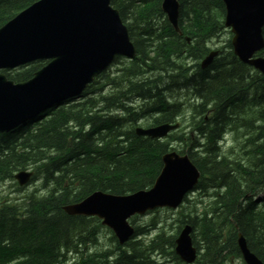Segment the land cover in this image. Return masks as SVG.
<instances>
[{
    "label": "trees",
    "instance_id": "16d2710c",
    "mask_svg": "<svg viewBox=\"0 0 264 264\" xmlns=\"http://www.w3.org/2000/svg\"><path fill=\"white\" fill-rule=\"evenodd\" d=\"M35 1L0 0V27ZM110 1L128 30L136 58L113 79L102 74L103 83L86 89L82 101L60 104L13 132L0 134V183L31 167L44 190L42 196L26 195L20 202L0 197V264L100 262V257L87 253L94 233L86 224L94 219L67 216L61 208L95 191L125 195L150 188L161 168L160 158L170 148L167 142L137 137L133 129L146 115H158L149 125L172 122L183 103H170L167 94L185 87L198 103L190 109V129L167 139L186 147L182 154L201 172L195 190L209 192L206 207H193L197 208L193 219L179 220L197 231L195 264L223 260L221 242L228 224H234V252L238 253V231L264 263V196L262 210L258 201L246 199L258 189L264 194V77L237 60L229 41L223 53L200 68L209 41L224 29L222 1L178 0L182 36L167 24L161 0ZM188 59L195 63L190 68L193 76L185 68ZM42 65L35 62L5 75L15 83L25 82ZM105 84L112 88L106 95ZM132 96L145 105L132 107L128 102ZM228 132L243 139L242 155L232 157L219 148ZM149 226L155 235L146 242L135 240L145 233L137 228L133 241L108 255L113 257L111 264H164L161 256L166 255L172 260L165 264H182L173 250L165 252L173 249L174 236L166 237L160 223ZM67 254L74 257L67 261Z\"/></svg>",
    "mask_w": 264,
    "mask_h": 264
},
{
    "label": "water",
    "instance_id": "95a60500",
    "mask_svg": "<svg viewBox=\"0 0 264 264\" xmlns=\"http://www.w3.org/2000/svg\"><path fill=\"white\" fill-rule=\"evenodd\" d=\"M222 1L227 11L224 24L233 33L234 55L264 74V59L253 58L264 46V0ZM163 9L169 22L175 25L176 1L163 0ZM133 52L126 28L109 0L34 2L0 28V70L14 69L38 60L46 61V64L23 83L15 84L0 74V132L12 130L49 106L79 95L93 77L113 62L115 56H131ZM211 57L203 62L204 66ZM170 128V125H162L142 134L157 138L164 136ZM173 157L175 155L164 159L162 173L149 193H136L123 200L97 193L80 205L65 208V211L103 217L123 241L130 233L125 224L127 217L156 206H176L194 183V168ZM27 177L16 178L22 184ZM123 209L124 213H121ZM189 231H182L176 240L177 254L187 263L194 258ZM242 251L247 264H261L246 246Z\"/></svg>",
    "mask_w": 264,
    "mask_h": 264
},
{
    "label": "bare ground",
    "instance_id": "6f19581e",
    "mask_svg": "<svg viewBox=\"0 0 264 264\" xmlns=\"http://www.w3.org/2000/svg\"><path fill=\"white\" fill-rule=\"evenodd\" d=\"M176 1V3H177V22L175 23V25H173V24H171L170 22H169V20H168V18H167V15L164 13V9H163V0H161L160 1V11L164 14V16H165V18H166V22H167V24L171 27V29L174 31V33H176L178 36H182V34H181V30L179 29V26H178V17H179V1L178 0H175ZM222 4H223V6H225V4H224V2L222 1ZM114 8V7H113ZM114 10H116L117 11V13L119 14V11L116 9V8H114ZM226 14H227V11H226V8L224 7V18H223V22H224V20H225V17H226ZM263 26H264V24H263ZM1 28V27H0ZM125 28V27H124ZM126 31H128L127 30V28H126ZM231 34V33H230ZM262 37H263V27H262ZM185 39V38H184ZM231 39V38H230ZM263 40H264V37H263ZM229 42H230V44H231V41L230 40H228ZM186 43L189 45V42H188V40L186 41ZM130 44L132 45V47H133V50H134V52H133V55H131V56H128V55H126V54H119V55H117V57L115 58V60L113 61V63L111 64V66L110 67H108L107 69H105L103 72H102V74L103 75H108L107 73H110L111 72V69L114 67V66H116V65H119V63H120V61H122V60H124L125 62L124 63H127V62H130V61H132V60H134L135 58H136V50H135V47H134V45H133V43H132V41H131V39H130ZM264 49V46H263V48L262 49H260L259 51H257L256 53H255V59H258V58H260V59H264V56L263 55H260V53H261V51ZM231 52H232V54L234 55V53H233V48H232V44H231ZM219 54H220V51H218V50H212L211 48H209V50H207L206 51V54L204 55V57L200 60V68L202 69V70H204L203 68H206L207 66H209L211 63H212V61H213V59L214 58H216V57H218L219 56ZM210 55H212V57H211V59H210V61L207 63V65H205L204 66V64H203V62L210 56ZM235 56V55H234ZM236 57V56H235ZM238 60V59H237ZM187 61V60H186ZM239 61V60H238ZM240 62V61H239ZM241 63V62H240ZM243 64V63H242ZM246 66V65H245ZM249 69H251L252 71H254V72H257L259 75H261L262 77H264V74L260 71V70H258L257 68H255L254 66H251V65H248L247 66ZM185 68L187 69V70H189V74L191 75V76H193L192 74V71L190 70V66H188V64H186V66H185ZM101 74V76L99 77V78H97L96 80H94L93 82H91V83H89L88 85H87V89L90 87V86H92L93 84H96V85H99L100 84V80H102L104 77H102L103 75ZM101 78V79H100ZM109 89V90H108ZM111 87H109L107 84H105L104 85V88H103V92H104V95H106V94H108V93H110L111 92ZM185 89V88H184ZM189 92H191V90H189ZM194 97V96H193ZM83 98H84V95H77V96H74V97H70V98H66V99H64V100H62V101H60V102H57V103H55V104H53V105H51V106H49L47 109H45L44 111H42V112H40L38 115H36V116H34L33 118H30V119H28V120H26L25 122H23L22 124H20L17 128H14V129H12V130H8L7 132H0V134H6V133H10V132H13L14 130H16V129H18L19 127H22L23 125H25L27 122H29V121H32V120H34L37 116H39V115H41V114H43L45 111H48V110H51L53 107H57L58 105H62V106H64V105H66L65 103H70V104H75V103H78L79 101H82L83 100ZM169 100V99H168ZM170 101V100H169ZM144 102V101H143ZM68 106V105H67ZM182 110V109H181ZM181 113V112H180ZM180 115V114H179ZM179 115H177V116H179ZM146 116H149V115H146ZM158 115H154V116H149L151 119L152 118H154V117H157ZM177 116H175L174 117V119L172 120V122H167V123H165L166 125H173V126H171V128L165 133V135L164 136H161V137H157V138H151V137H146L145 135H143L142 133L144 132V131H146L147 130V128H149L150 126H152V125H147V126H138V125H136L135 127H134V134L137 136V137H144V138H148V139H150V140H159V141H165V140H168L167 138L170 136V135H174L176 132H177V130L179 129V127H180V123H183V121H177L175 118L177 117ZM145 117V116H144ZM143 117V118H144ZM143 118H141V119H143ZM140 119V120H141ZM190 119L192 120V112H191V117H190ZM139 120V121H140ZM180 122V123H179ZM187 129H188V131H189V126H187ZM186 129V130H187ZM188 131L187 132H184V133H188ZM232 132V131H231ZM230 132V133H231ZM229 133V132H228ZM225 134L224 135V137L222 138V140L221 141H219V143H218V146H219V148L221 149V151L223 152V147L224 146H226L227 145V143L229 142L227 139H226V137L229 135V134ZM223 136V135H222ZM238 139H239V137H238ZM237 139V140H238ZM168 141H175V140H168ZM240 141L242 142L243 141V139L242 138H240ZM176 142V141H175ZM179 143V142H178ZM247 143V142H246ZM180 144V143H179ZM237 144V143H236ZM240 144V143H239ZM244 144V143H243ZM253 144V143H252ZM181 145V144H180ZM243 146V145H242ZM168 148H170V149H168L167 151H166V153H164L162 156H161V158H160V161H161V168H160V170H159V172H158V174H157V176H156V178L154 179V182H153V185L150 187V188H148V189H142V190H138V191H135V192H133V193H130V194H125V195H115V194H111V193H108V192H103V191H95V192H93V193H91V194H89L87 197H85L83 200H81V201H79V202H77V203H73V204H68V205H64V206H62V211H63V213L65 214V215H67V216H72V217H83V218H86V219H97L98 221H99V223H100V225L102 226V227H105V228H107V229H109L110 231H111V233H112V236H113V238H112V242L114 243V244H116V246H117V248H119V249H121V248H124L125 247V245L127 244V243H129L130 241H133V239H134V237L136 236L135 235V231H136V229L137 228H140L142 231H144L145 233L144 234H142V235H139L138 236V238L137 239H135V240H140V241H144V242H146V241H148L149 239H144V237H143V235H146V234H149V233H146L147 231H149V230H151L152 232H153V234L155 233V229H151V227L149 226L147 229H143V228H141V227H136L135 226V224H134V222H135V220L137 219V218H139V217H143V216H146V215H149V214H154L155 212H157V211H159V210H178L179 208H181V207H184L185 206V204L188 202V197L191 195V194H193L194 192H196V190H195V188L197 187V185H198V183L200 182V180H201V172L198 170V168L192 163V161L189 159V157H188V155L187 154H182V153H185L186 152V149H184V150H180V151H178V150H175L174 148H172V147H168ZM194 148V147H193ZM236 149V148H235ZM235 149H233V152H235V153H232L230 156H237V155H242L243 154V152H241V154L239 153V152H237ZM247 149V148H246ZM239 150L241 151V148H239ZM244 150V149H243ZM251 150V149H250ZM248 151V150H247ZM247 153V152H246ZM170 155H175V157H173L174 159H182L183 161H186L190 166H192L193 168H194V170H195V172H196V175H195V181H194V183L191 185V187L189 188V190L183 195V197L181 198V200H180V202L176 205V206H174V207H171V206H169V207H166V206H156V207H153L152 209H147V210H145V211H143V212H141V213H135V214H133V215H130L129 217H127L126 219H125V224L127 225V229L128 230H130V233L128 234V236L126 237V239L125 240H123V241H121L120 240V238H119V236H118V234H117V232L115 231V229L113 228V227H111V226H109L108 224H106L105 223V220H104V218L103 217H98L97 215H83V214H69L68 212H66L65 211V208H68V207H72V206H76V205H80V204H82V203H84V201H86V200H88V199H90V198H92V197H94V195L95 194H97V193H99V194H102L103 196H107V197H113V198H119V199H126V198H131V197H133L136 193H140V192H142V193H149L150 191H152L153 189H154V187H155V185H156V182H157V178H158V176H159V174L160 173H162V169H163V166H164V159H167V157H169ZM179 161V160H178ZM34 169L33 168H28V167H26L25 169H20V170H17L16 172H14L13 173V175H12V178L10 179L11 181H12V179L15 181V183L17 184V186L21 189V188H24L25 186H27V185H29L35 178H34ZM28 175V177H27V179L25 180V182L24 183H22V184H20L19 182H18V180H17V176H20L21 177V179L22 178H24V176H27ZM260 194V197H257V195H259ZM30 195V194H29ZM42 196V195H41ZM205 196H209V192H208V195H205ZM263 196H264V194L263 193H261V191H260V189H258L255 193H254V195L253 196H251V197H247L246 196V199H248V198H250L251 200H253V201H258V206H259V209H263V205H262V199H263ZM26 197V196H25ZM39 197V196H38ZM117 205H118V202H117ZM257 206V207H258ZM113 207V206H112ZM127 212H129V210L127 211ZM121 213H124V209H123V211L121 212ZM112 214V213H111ZM152 223H156V222H152ZM228 225H231L232 227H233V225L234 224H228ZM227 225V226H228ZM226 226V227H227ZM233 229V228H232ZM235 229H236V227H235ZM263 235H264V223H263ZM185 230H190L189 231V233H188V237H189V239H190V246H191V248L194 250V258H193V260H192V262H189V263H187V262H185L184 260H182L181 258H180V256L177 254V251H176V247H177V243H176V240L178 239V237H179V235L181 234V232L182 231H185ZM164 231V230H163ZM194 231L192 230V226L190 225V224H188V223H183V224H181L180 226H179V228H178V230H177V232H176V235L174 236V240H173V244H174V246H173V252H174V254H175V256H176V258L178 259V261H180L182 264H195L196 263V261H197V258H198V249H197V246L194 244V239H193V236H194V233H193ZM155 235V234H154ZM92 242H91V244H94V242H95V238L93 237L92 238V240H91ZM235 245H236V248H237V251H238V254L240 255V257H241V259H242V261H243V263L244 264H247L246 262H245V260H244V255H243V251H242V247L243 246H246V248L249 250V252L251 253V254H253L256 258H258V256L255 254V253H253L250 249H249V247H248V245H247V242H246V239L243 237V235L240 233V232H238V231H236V236H235ZM92 247H94V246H92V245H89V249H91ZM117 248H116V251H117ZM121 250H123V249H121ZM113 251L114 250H107V251H102V252H100V253H96L95 254V256L96 257H100L101 259H107L108 261H111L112 260V258L110 259V256L111 255H114L113 254ZM118 252V251H117ZM111 253V254H110ZM116 254V253H115ZM108 255H110V256H108ZM74 257V254L73 255H68L67 254V256H66V260L68 261V260H71L72 258ZM258 259H260V258H258ZM151 260H153V262L156 260L155 258H153V259H151ZM260 262H261V264H264L262 261H261V259H260ZM155 263V262H154Z\"/></svg>",
    "mask_w": 264,
    "mask_h": 264
},
{
    "label": "rangeland",
    "instance_id": "374dc122",
    "mask_svg": "<svg viewBox=\"0 0 264 264\" xmlns=\"http://www.w3.org/2000/svg\"><path fill=\"white\" fill-rule=\"evenodd\" d=\"M164 15V14H163ZM189 41V37H185ZM231 34L228 30L225 28L218 34V36L212 38L209 43L208 47L212 50H218L220 53H223V50L226 48V42L230 40ZM125 61H120L119 65L114 66L111 69L110 73H107L108 77L110 79H113L119 75V70L123 67ZM183 62V61H182ZM179 63V62H178ZM181 63V62H180ZM185 63L188 64V66H192L195 64L194 62H191L189 59ZM174 68L176 64L173 63ZM172 68H168L169 70ZM104 80H100V83L102 84ZM177 89V88H175ZM109 90V89H108ZM239 91V89L237 90ZM178 92V93H176ZM243 92H240L239 96L241 97ZM236 98L237 93H233ZM146 97V96H145ZM143 97V98H145ZM167 99L170 100V103L173 102H182L183 108L181 110L179 117V121H183V123H180V127L175 133V135H179L182 132H187V126H189V123L191 122V110L194 106H197V100L195 97H193L192 93L189 92V90L185 87V91L179 92L178 90L173 93L172 91L167 94ZM142 98V99H143ZM149 98V97H148ZM249 97L246 98V100ZM129 103H131V106L134 108H139L140 106L145 105V102L142 100L132 96L130 100H128ZM110 115L115 116L113 113H110ZM178 117L175 119L178 121ZM152 122V119L149 116H145L143 119H141L137 125L138 126H147ZM187 125V126H186ZM187 129V130H186ZM190 129V128H189ZM229 135L226 137V139L229 141L226 146L223 147V152L225 154L228 153H235L233 152V149H235L237 152L241 154V151L239 150V143H242L240 139H238V136L236 133H228ZM238 139V140H237ZM167 142L169 147L174 148L175 150H184L186 147L183 145H180L178 141H168L165 140L164 143ZM237 143V144H236ZM187 151V150H186ZM31 169V167H28ZM44 190L41 187V182L38 177H36L29 185L25 186L24 188H19L15 181L6 180L0 183V197H7L12 200V202H20L21 199H23L26 195L34 194L35 196H41L43 194ZM257 197H260V194L257 195ZM188 202L185 204L184 207L179 208L178 210H159L155 212L154 214H149L143 217H139L135 220L134 224L136 227H141L143 229H147L149 224L151 222H157L160 223L161 227L164 230V234L166 237L169 236H175L176 232L178 230V227L180 226L179 220L182 219V216H189L191 219L194 217L193 210L197 209L201 210V206L206 207L209 198L205 196V194H202L200 191H196L193 194H191L188 197ZM197 207V208H193ZM94 219V218H93ZM88 229H92L94 233L95 242L94 244H91L92 247L89 249V246H87V253L89 256L95 255L96 253H100L102 251L107 250H114L113 254L117 253L116 251V244L112 242V233L109 229L102 227L97 219H94L93 221H89L87 224ZM197 231H194V235H196ZM146 235H143L144 239H151L154 234L151 230L147 231ZM232 233L233 229L231 225H228L225 230L223 231V239H222V245H224L225 251L223 254V260L219 264H244L240 255L238 253L234 252L233 244H232ZM196 240H199V237L195 236ZM149 239V240H150ZM91 240V239H90ZM123 249V248H121ZM173 249L165 248V252L169 253ZM81 256L86 257L85 251H82ZM99 258V257H98ZM161 259L165 263H169L172 259L170 255H166L165 257L161 256ZM98 260V259H97ZM150 261L153 262V260L150 259ZM111 261H108L107 259H101L100 262H97L95 264H111Z\"/></svg>",
    "mask_w": 264,
    "mask_h": 264
},
{
    "label": "flooded vegetation",
    "instance_id": "af4514ba",
    "mask_svg": "<svg viewBox=\"0 0 264 264\" xmlns=\"http://www.w3.org/2000/svg\"><path fill=\"white\" fill-rule=\"evenodd\" d=\"M189 42V41H188Z\"/></svg>",
    "mask_w": 264,
    "mask_h": 264
}]
</instances>
